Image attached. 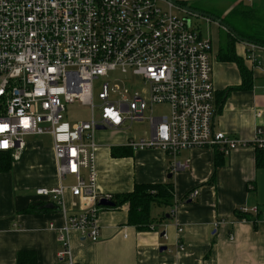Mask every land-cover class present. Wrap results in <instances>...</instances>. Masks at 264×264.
Returning <instances> with one entry per match:
<instances>
[{
    "label": "built area",
    "instance_id": "obj_1",
    "mask_svg": "<svg viewBox=\"0 0 264 264\" xmlns=\"http://www.w3.org/2000/svg\"><path fill=\"white\" fill-rule=\"evenodd\" d=\"M196 16L169 0H0V151L18 160L28 137L51 135L58 176L74 182L39 187L36 194L61 207L65 225L51 227L63 264H79L69 231L97 241L98 202L112 198L97 188L98 127L149 119L151 133L132 136L134 149L264 148L262 128L250 141L214 128L213 43ZM130 75L142 78V93L127 85ZM99 78L106 81L98 86ZM76 102L89 107V120L68 119V105ZM156 106L166 110L158 115ZM67 190L88 201L81 212L68 213ZM241 211L264 221L258 206Z\"/></svg>",
    "mask_w": 264,
    "mask_h": 264
},
{
    "label": "crops",
    "instance_id": "obj_2",
    "mask_svg": "<svg viewBox=\"0 0 264 264\" xmlns=\"http://www.w3.org/2000/svg\"><path fill=\"white\" fill-rule=\"evenodd\" d=\"M250 7L264 21V0H235L220 15L199 9L224 21L233 10ZM196 17L210 26L219 24ZM218 42L211 57L214 128L250 141L257 128L264 130V46L236 42V52L253 76L252 86L243 89L238 64L218 58L221 38ZM123 127L95 133L99 193L117 195L133 191L136 184L172 183L174 199L168 206L152 205L154 221L148 227L128 222L129 202L102 207L97 241L69 231L79 264H264V221L241 211L258 206L264 212V167L256 164L257 147H198L178 153L134 149L129 145L132 136ZM115 148L129 150L116 155ZM67 179L58 176L52 137L50 146L42 138L27 139L22 157L13 160L11 169L0 171V264H18L22 251H34L37 264H63L58 232L51 227L65 225L63 213L36 189L56 187ZM195 189L199 194L192 199L189 195ZM65 202L69 214L81 212L88 203L70 190Z\"/></svg>",
    "mask_w": 264,
    "mask_h": 264
},
{
    "label": "trees",
    "instance_id": "obj_3",
    "mask_svg": "<svg viewBox=\"0 0 264 264\" xmlns=\"http://www.w3.org/2000/svg\"><path fill=\"white\" fill-rule=\"evenodd\" d=\"M182 6L186 2L178 1ZM194 8V6H192ZM224 22L232 26L239 36L248 38L251 43L264 46V21L260 15H256L253 8H241L233 10L230 15L224 17ZM239 38L228 32L225 45L221 44L218 58L223 61H234L238 64L242 74V85L239 88L248 89L252 86V72L245 64L244 59L236 52V42ZM4 112V104L0 102V113ZM126 153L129 149L115 148L114 154ZM13 157L8 152L0 151V171L11 169ZM223 159L217 161L221 163ZM256 164L258 167H264V148L257 147ZM174 199V186L172 183H148L136 184L134 190L122 194L112 195L110 199L116 207H120L125 202H129L130 224L140 227H148L154 218L151 215L152 205H171ZM37 208L36 206H33ZM104 207V206H102ZM18 264H37L34 251H22L18 255Z\"/></svg>",
    "mask_w": 264,
    "mask_h": 264
},
{
    "label": "rangeland",
    "instance_id": "obj_4",
    "mask_svg": "<svg viewBox=\"0 0 264 264\" xmlns=\"http://www.w3.org/2000/svg\"><path fill=\"white\" fill-rule=\"evenodd\" d=\"M235 0H188L186 1V6H194L195 9L198 10H206L207 12H211L213 14L220 15L224 12L227 8H229L230 4L234 2ZM162 4L168 8L169 4L167 2H162ZM200 8V9H199ZM177 14H181L182 10L175 8L174 9ZM260 15V14H256ZM264 16V15H261ZM198 19V18H197ZM201 24V30L205 37H208L213 40L214 50L218 47V39L221 38V43L225 45L227 37H228V31L220 26L219 24L214 23L213 26H210V22L206 21L205 19L201 18L199 21ZM219 32H218V30ZM220 33V34H219ZM220 36V37H219ZM117 76V75H116ZM106 79L99 78L95 80L96 85H102ZM123 84V83H122ZM127 85L131 88L132 91L138 90L142 93L145 85L141 77L130 75L129 79L127 80ZM96 104H98L99 100L97 99V96L95 98ZM166 110L165 106H156L155 112L156 114H161ZM96 113H99V109H96ZM149 110H147V115H149ZM68 119L71 121V123L80 121V120H89L91 116V112L88 106H85L81 104L80 102H76L73 104H69L66 112ZM129 132L130 136H136V137H142V136H148L151 133V122L149 119H145L143 121L138 122H127L125 123L124 127L122 128ZM111 129H105L104 131H108ZM31 138H42L44 139L45 145L50 146L51 145V136L50 135H39V136H32L28 137L27 139ZM98 143V142H97ZM72 177H69L65 184L73 183L74 180H72ZM46 198V197H41ZM49 199V198H46ZM155 211V210H154Z\"/></svg>",
    "mask_w": 264,
    "mask_h": 264
},
{
    "label": "water",
    "instance_id": "obj_5",
    "mask_svg": "<svg viewBox=\"0 0 264 264\" xmlns=\"http://www.w3.org/2000/svg\"><path fill=\"white\" fill-rule=\"evenodd\" d=\"M170 2H172L174 5H176L177 7H180V8H183L185 9L186 11L192 13V14H195L197 16H203V17H208L216 22H218L219 24L223 25L224 27H226L230 32H232L236 37H238L240 40L244 41V42H251L248 38H244L242 36H239V34L236 32V30L228 25L227 23H225L222 19H220L218 16H215L213 14H210V13H207L205 11H201V10H198V9H195L193 7H190V6H181L180 4H178L177 2L173 1V0H169ZM98 129H104V127H98ZM99 204L101 206H107V207H114L115 206V203L112 202V201H109L105 198L101 199ZM164 235V233H163ZM166 247H161V250H164Z\"/></svg>",
    "mask_w": 264,
    "mask_h": 264
},
{
    "label": "bare ground",
    "instance_id": "obj_6",
    "mask_svg": "<svg viewBox=\"0 0 264 264\" xmlns=\"http://www.w3.org/2000/svg\"><path fill=\"white\" fill-rule=\"evenodd\" d=\"M173 1H175V2H177L178 3V1H176V0H173ZM172 3V2H171ZM173 4V3H172ZM179 4V3H178ZM176 6V5H175ZM182 6V5H181ZM177 7V6H176ZM191 15H195V14H192L191 13ZM4 109H5V107H4ZM106 128H104V129H98V130H105ZM54 150V149H53ZM25 151V150H24ZM24 153V152H23ZM21 157H22V155H21ZM20 157V158H21ZM101 199H103V198H101ZM100 199V200H101ZM105 199H107V198H105ZM50 201H53V202H55L57 205H58V208H59V210L61 209V207H60V205L56 202V201H54V200H52V199H49ZM100 200H99V202H100ZM107 200H109V199H107ZM109 201H111V200H109ZM99 202H98V204H99ZM113 202V201H112ZM100 205V204H99ZM101 206V205H100ZM61 211V210H60Z\"/></svg>",
    "mask_w": 264,
    "mask_h": 264
}]
</instances>
